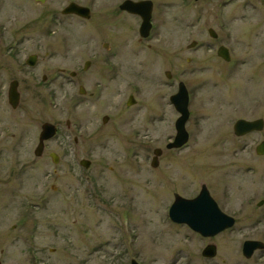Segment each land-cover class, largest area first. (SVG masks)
I'll list each match as a JSON object with an SVG mask.
<instances>
[{
	"label": "rangeland",
	"instance_id": "1",
	"mask_svg": "<svg viewBox=\"0 0 264 264\" xmlns=\"http://www.w3.org/2000/svg\"><path fill=\"white\" fill-rule=\"evenodd\" d=\"M69 1L0 0L9 36L36 21L26 30L34 37L28 49L40 42L38 52L68 71L92 63L85 80L68 73L53 85V97L49 87L27 99L26 174L17 194L0 199V264H264L242 255V223L204 237L168 215L174 193L194 197L203 183L227 213L262 186L251 172L229 186L228 171L232 162H258L253 146L264 136L243 138L252 148L240 152L243 139L233 132L239 118H264V0H154L164 4L153 18L161 34L151 47L138 42L140 19L120 11L123 0H74L89 6L91 17L61 18L54 34L42 33V10ZM220 43L230 61L218 55ZM180 81L190 94V138L168 149L179 117L170 96ZM45 121L59 133L37 156ZM156 148L162 153L153 167ZM209 243L218 248L211 259L202 256Z\"/></svg>",
	"mask_w": 264,
	"mask_h": 264
},
{
	"label": "flooded vegetation",
	"instance_id": "2",
	"mask_svg": "<svg viewBox=\"0 0 264 264\" xmlns=\"http://www.w3.org/2000/svg\"><path fill=\"white\" fill-rule=\"evenodd\" d=\"M36 1L37 3L45 6L48 0ZM73 1L74 0H70L61 8L51 6L43 9L41 13L42 25L39 30H42V33H44L45 35H52L55 33V30L53 28H56L58 25H60V21L63 20L61 18H71L73 16L80 17L73 13L64 12V9L68 6V4ZM152 2V26L146 36L142 35L140 30L142 17L139 14H132L119 8L121 12L127 13L140 19V23L138 26V42L144 43L149 47H151L152 45L150 41L156 40L155 38H159V35L161 34V32L155 33L153 31V18L155 14L157 15L160 11L158 8L162 4H164L162 2L156 3V1L154 0H152ZM28 24L29 28L17 27V29L13 31L14 33L9 36L7 34L9 25L7 26L4 21L0 22V199L3 195L6 196L10 194H17V192L22 189L24 185V176L26 174L24 147L28 135L26 121L28 118V112L29 110H31V106L27 105V99L29 101V99L33 98L34 93L38 89L53 87V85L58 83L59 78L68 77V73H70L71 78H80V80L83 81L86 77L84 75L85 72L89 71L92 68V63L90 60H87L82 70L79 71H68L67 68L59 67L57 64H55L52 58H45L38 52V49L42 46L40 45V42H38V47L33 49L32 51L28 49L26 43H28L27 41L30 42V40L34 39V37L32 38L28 36L26 30L30 28H36L34 26L36 24V21H32L31 23L28 22ZM214 31L216 35H212L210 32L209 34L213 38L218 40L219 34L218 32H216V30ZM192 44L195 47L197 45V41L194 40L189 45L192 46ZM202 45L204 46L206 45V43L202 42ZM208 45L213 46L210 43H208ZM221 46H225L229 50L231 60L230 49L226 46V44L220 43L217 49V53ZM50 53V51H46L45 55L49 56ZM84 82L86 83V81ZM54 88H56V86H54L53 89H50L51 91H46L49 93V95H46L48 98H50V96H54ZM79 92L80 94L85 95L87 92L86 85L80 84ZM95 93V91L90 92L91 95H94ZM131 96L134 97V95H130L129 98ZM108 117L109 116H107V118ZM259 118H262L264 120L263 117ZM105 119L106 117L103 119L104 122H106L107 120ZM68 121L67 126H70L71 121ZM45 123L52 122L45 121L41 123L38 144L40 143V136L43 125ZM52 124L57 126L58 134L59 126L55 123ZM233 132L237 138L243 139L254 133H263L264 126L261 130H254L244 135H237L234 131L233 125ZM55 136L44 141V149L47 146V142L53 140ZM240 144V152H246L248 150L250 151V148H252L250 142L245 141V139H243L242 143ZM36 148L34 152H36ZM232 150V156L236 158V156H238V154L236 153V149ZM253 150H255V159H258V162L251 163L250 160L245 159L240 163L237 162L234 164V162H232V168H230L228 171V176L230 177L229 186L234 185L232 181H234L237 176L241 174H248L250 172L251 175L254 174V176H256L253 179V183L256 184V182H259L262 186L258 189V191L254 193L248 192V195L246 196V198H244V201L239 205L237 209L233 210V212H226L235 220L234 225L227 230L232 231L234 227H236L239 223H242L241 231H243L244 236L242 239V255L247 259H264V136L257 143H255V145L253 146ZM218 206L220 207L219 204ZM253 241L261 242V246L254 248L251 252V256L246 257L243 250L244 245L246 242L251 243Z\"/></svg>",
	"mask_w": 264,
	"mask_h": 264
},
{
	"label": "water",
	"instance_id": "3",
	"mask_svg": "<svg viewBox=\"0 0 264 264\" xmlns=\"http://www.w3.org/2000/svg\"><path fill=\"white\" fill-rule=\"evenodd\" d=\"M120 9L125 10L132 14H139L142 17L141 34L146 36L152 26V0H124L120 4ZM65 13H74L83 18H90L91 9L88 6L71 2L65 9ZM212 35H216L213 29H210ZM106 47L109 45L106 43ZM193 46V44H192ZM218 55L225 60H230L229 50L225 46H221L218 50ZM168 77H171L169 71L166 72ZM171 102L175 106L176 110L180 113V116L175 122L176 135L170 143L167 144V148H180L185 145L189 140V132L186 128V123L190 117L189 101L190 95L186 84L181 81L179 83L178 91L171 95ZM135 99L130 97L129 105L133 104ZM107 119V118H106ZM105 119V120H106ZM264 126V120L257 118L253 120L240 118L236 120L234 124V131L237 135H244L254 130H261ZM57 127L52 123H45L40 136V143L36 148V155L40 156L44 150V141L50 139L56 134ZM162 153L161 148L154 150V157L151 165L157 167L159 165V156ZM51 157L54 162L59 161V156L55 152L51 153ZM80 164L88 168L91 161L88 159H82ZM169 216L171 220L178 223H186L194 231L202 234L203 236H214L225 229L232 227L235 223L233 217L225 213L212 197L209 189L204 184L202 185L200 193L194 198H186L179 193L175 194V200L170 206ZM261 246V242H246L244 245V255L246 257L251 256V252L254 248ZM205 257H215L217 254V246L215 244H208L202 251ZM131 264H140L136 259L131 260Z\"/></svg>",
	"mask_w": 264,
	"mask_h": 264
}]
</instances>
